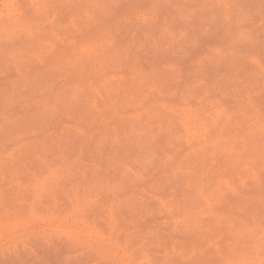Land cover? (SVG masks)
I'll list each match as a JSON object with an SVG mask.
<instances>
[{
  "label": "rangeland",
  "instance_id": "obj_1",
  "mask_svg": "<svg viewBox=\"0 0 264 264\" xmlns=\"http://www.w3.org/2000/svg\"><path fill=\"white\" fill-rule=\"evenodd\" d=\"M0 264H264V0H0Z\"/></svg>",
  "mask_w": 264,
  "mask_h": 264
}]
</instances>
